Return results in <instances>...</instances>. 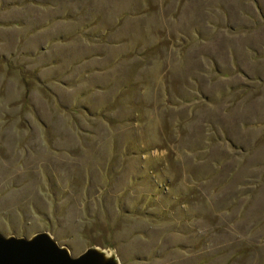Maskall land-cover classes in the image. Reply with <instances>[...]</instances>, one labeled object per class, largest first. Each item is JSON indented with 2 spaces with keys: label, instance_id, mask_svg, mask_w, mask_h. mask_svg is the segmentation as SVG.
I'll return each instance as SVG.
<instances>
[{
  "label": "rangeland",
  "instance_id": "rangeland-1",
  "mask_svg": "<svg viewBox=\"0 0 264 264\" xmlns=\"http://www.w3.org/2000/svg\"><path fill=\"white\" fill-rule=\"evenodd\" d=\"M39 232L264 264V0H0V234Z\"/></svg>",
  "mask_w": 264,
  "mask_h": 264
},
{
  "label": "water",
  "instance_id": "water-1",
  "mask_svg": "<svg viewBox=\"0 0 264 264\" xmlns=\"http://www.w3.org/2000/svg\"><path fill=\"white\" fill-rule=\"evenodd\" d=\"M0 264H120L113 254L88 248L72 257L66 246L59 245L47 232L31 237H4L0 234Z\"/></svg>",
  "mask_w": 264,
  "mask_h": 264
}]
</instances>
